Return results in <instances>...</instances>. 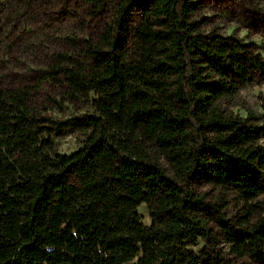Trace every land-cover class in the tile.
Instances as JSON below:
<instances>
[{
  "label": "trees",
  "instance_id": "obj_1",
  "mask_svg": "<svg viewBox=\"0 0 264 264\" xmlns=\"http://www.w3.org/2000/svg\"><path fill=\"white\" fill-rule=\"evenodd\" d=\"M84 1L110 21L52 74L94 114L44 118L29 87L0 89V264H225L192 250L220 243L202 213L232 255L264 264V125L226 106L264 81L263 57L204 34L191 0ZM72 132L83 147L60 153L54 137ZM196 182L238 195L244 216L228 220Z\"/></svg>",
  "mask_w": 264,
  "mask_h": 264
},
{
  "label": "rangeland",
  "instance_id": "obj_2",
  "mask_svg": "<svg viewBox=\"0 0 264 264\" xmlns=\"http://www.w3.org/2000/svg\"><path fill=\"white\" fill-rule=\"evenodd\" d=\"M199 6L193 21L206 35L218 34L245 45L264 59V0H191ZM110 21L108 14H95L84 0H0V89H31V108L38 115L65 120L93 115L90 101L70 102L65 85L53 75L63 56L78 57L90 43H95ZM56 77V79H53ZM238 115L252 112L264 125V81L255 73L254 81L242 87L238 97L226 103ZM86 135L65 133L54 137L57 150L71 154L83 147ZM264 146V138L261 140ZM193 190L211 206L219 208L228 220L244 216L238 195L196 182ZM254 216L264 217V194L253 202ZM140 213L151 223L150 210L144 205ZM219 240L210 247L200 241L192 250L210 253L225 264H257L249 258L239 259L230 252L220 227L202 213Z\"/></svg>",
  "mask_w": 264,
  "mask_h": 264
}]
</instances>
